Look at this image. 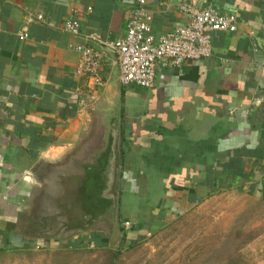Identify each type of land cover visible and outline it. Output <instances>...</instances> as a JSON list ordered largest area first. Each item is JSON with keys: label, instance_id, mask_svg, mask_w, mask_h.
<instances>
[{"label": "crops", "instance_id": "crops-1", "mask_svg": "<svg viewBox=\"0 0 264 264\" xmlns=\"http://www.w3.org/2000/svg\"><path fill=\"white\" fill-rule=\"evenodd\" d=\"M182 1L235 12L237 29L213 32L204 59L158 64L151 88L120 85L118 211L135 203L161 224L219 192L264 204V0H146L155 35L185 24ZM133 2L0 0V260L33 240L58 241L36 236L31 218L56 208L63 180L102 147L117 83L104 50L100 84L76 77L74 46L102 51L89 35L121 37ZM68 19L77 34L63 28Z\"/></svg>", "mask_w": 264, "mask_h": 264}, {"label": "rangeland", "instance_id": "rangeland-1", "mask_svg": "<svg viewBox=\"0 0 264 264\" xmlns=\"http://www.w3.org/2000/svg\"><path fill=\"white\" fill-rule=\"evenodd\" d=\"M67 171L75 172L73 168ZM131 208L128 213L120 212L122 221L147 227V233L137 235L134 241L112 237L110 213L102 222L98 219L88 223L85 219L81 227L71 228L73 221L64 208L38 210L42 216H32L33 233L69 243L66 251L54 253L55 249L36 247L33 240L31 247L15 250L0 264H264V240L255 241L264 236V204L251 203L245 195L211 194L201 203L181 210L166 224L152 221L150 208L138 211L135 203ZM98 233L108 240L88 244ZM251 243L254 247L249 246ZM65 259L68 262L63 263Z\"/></svg>", "mask_w": 264, "mask_h": 264}, {"label": "built area", "instance_id": "built-area-1", "mask_svg": "<svg viewBox=\"0 0 264 264\" xmlns=\"http://www.w3.org/2000/svg\"><path fill=\"white\" fill-rule=\"evenodd\" d=\"M177 11L186 16L184 25L155 35L152 28V14L146 7V0H134L125 33L114 40H105L89 35L92 42L102 47V51L91 43L74 46L79 59L74 70L76 77L92 78L100 84V69L104 52H109L117 66V78L121 86L135 85L151 88L154 83L155 68L158 64L180 66L184 61L204 59L212 53V33L233 32L237 29L235 12L221 13L217 8L198 6L193 1H182ZM41 18V14L37 16ZM63 28L77 34L79 23L68 19ZM26 33H20L24 39ZM124 230L130 228L128 220L121 223Z\"/></svg>", "mask_w": 264, "mask_h": 264}, {"label": "water", "instance_id": "water-1", "mask_svg": "<svg viewBox=\"0 0 264 264\" xmlns=\"http://www.w3.org/2000/svg\"><path fill=\"white\" fill-rule=\"evenodd\" d=\"M206 0H200L205 2ZM116 73V88L112 93L110 102V119L108 128L104 132V143L96 149L91 161H82L79 164L80 171L74 176H68L63 180V199L57 203L56 208L68 211L72 224L84 216L90 218L91 223L99 216L103 218L105 213L112 216L111 226L115 235L119 233L115 216L118 210L119 184H120V83ZM94 156V157H93ZM72 211V213H71ZM78 223V221H77ZM76 223V224H77ZM71 228L77 227L76 224ZM70 227V225H69ZM116 236V237H117Z\"/></svg>", "mask_w": 264, "mask_h": 264}, {"label": "trees", "instance_id": "trees-1", "mask_svg": "<svg viewBox=\"0 0 264 264\" xmlns=\"http://www.w3.org/2000/svg\"><path fill=\"white\" fill-rule=\"evenodd\" d=\"M118 215H119L118 218H121L120 209L118 211ZM131 226H130L131 231L123 230L121 228L124 231V234L122 236L123 237V240L129 239L131 241H134L135 238L137 237V235H138V237H140V235L147 233V229L146 228H143L142 226H141V228H137V227H134V226L131 227ZM88 244H91L92 245L93 244V241H89ZM68 245H70V244L69 243H59L58 241H54L53 240V241L49 242V245L48 244H43V243H38L37 244V247H40V248H54L55 249V250H53L54 253H62L64 251H66V248H68ZM100 246H103V245H100ZM242 246H240V248H242ZM239 256H240V254H239ZM65 257H66V255H64L63 258H65ZM66 262H68V260L65 259L63 261V263H66Z\"/></svg>", "mask_w": 264, "mask_h": 264}, {"label": "flooded vegetation", "instance_id": "flooded-vegetation-1", "mask_svg": "<svg viewBox=\"0 0 264 264\" xmlns=\"http://www.w3.org/2000/svg\"><path fill=\"white\" fill-rule=\"evenodd\" d=\"M119 204H120V199H119V202H118V207H119ZM106 214H107V213L104 214L103 219H105ZM100 217H101V216H99L98 218H96L95 220H92V221L95 222V221L98 220ZM85 219L90 220V218L87 217V216H84L83 218H80L79 220H75L76 223H77V221H78L77 224L75 223L76 226H77V227H81V224L84 223V220H85ZM115 221L118 222V223H117V226L120 228L121 218H118V213H117L116 216H115ZM75 224H74V225H75ZM72 225H73V224H72ZM70 227H71V225H70Z\"/></svg>", "mask_w": 264, "mask_h": 264}]
</instances>
